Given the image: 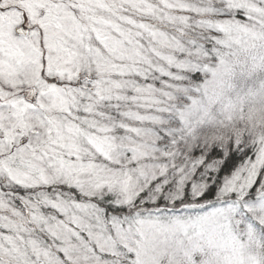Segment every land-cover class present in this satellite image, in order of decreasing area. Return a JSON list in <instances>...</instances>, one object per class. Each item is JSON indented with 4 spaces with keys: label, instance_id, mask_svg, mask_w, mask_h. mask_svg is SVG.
Instances as JSON below:
<instances>
[{
    "label": "snow or ice",
    "instance_id": "1",
    "mask_svg": "<svg viewBox=\"0 0 264 264\" xmlns=\"http://www.w3.org/2000/svg\"><path fill=\"white\" fill-rule=\"evenodd\" d=\"M0 264H264V0H0Z\"/></svg>",
    "mask_w": 264,
    "mask_h": 264
}]
</instances>
